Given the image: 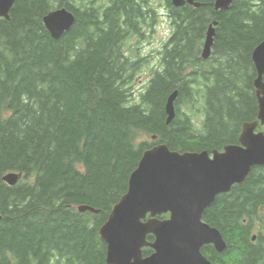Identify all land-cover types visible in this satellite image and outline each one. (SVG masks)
<instances>
[{"label": "trees", "instance_id": "trees-1", "mask_svg": "<svg viewBox=\"0 0 264 264\" xmlns=\"http://www.w3.org/2000/svg\"><path fill=\"white\" fill-rule=\"evenodd\" d=\"M194 1L201 7L16 0L10 19L0 18V264H107L99 229L146 150H223L257 120L253 52L264 41V0H234L228 11H216L217 0ZM56 9L75 16L60 39L43 23ZM161 15L169 37L134 60L128 53L152 43ZM10 173L22 175L15 186L3 181ZM204 221L227 243L223 253L204 247L213 264H264V167L218 196Z\"/></svg>", "mask_w": 264, "mask_h": 264}, {"label": "water", "instance_id": "water-1", "mask_svg": "<svg viewBox=\"0 0 264 264\" xmlns=\"http://www.w3.org/2000/svg\"><path fill=\"white\" fill-rule=\"evenodd\" d=\"M16 0H0V18L9 19ZM234 0H217L216 11H228ZM201 7L194 0H173V5ZM75 23L66 9L49 13L44 24L54 39H60ZM214 22L208 31L202 58L211 56L216 35ZM257 72L254 80L258 100L257 121L243 125L240 144L226 145L212 153L172 151L166 144L146 150L129 178L127 193L114 205L107 221L99 229L107 245V264H213L203 253L213 246L218 253L227 248L221 232L204 221L206 210L218 196L241 185L255 167H264V41L253 52ZM175 91L166 105L167 124L176 117ZM21 175L4 177L14 186ZM80 212L98 214L99 210L82 206ZM163 215H169L161 219ZM2 219L0 215V220ZM154 242L148 241V236ZM255 239V238H254ZM144 248L152 255L145 257Z\"/></svg>", "mask_w": 264, "mask_h": 264}, {"label": "rangeland", "instance_id": "rangeland-1", "mask_svg": "<svg viewBox=\"0 0 264 264\" xmlns=\"http://www.w3.org/2000/svg\"><path fill=\"white\" fill-rule=\"evenodd\" d=\"M209 19H210V16H209ZM169 32H170V29H169V26H168L166 19L163 20V18H161V23L158 27V32H157L156 36L152 39V43H150L148 45H141L140 44L137 46L139 56L143 57L145 55H148L151 52V50H156V48H160L162 45V41H164V39H167L166 37H168ZM146 76H147V74H145L142 77V79L139 81L143 82L146 79Z\"/></svg>", "mask_w": 264, "mask_h": 264}]
</instances>
